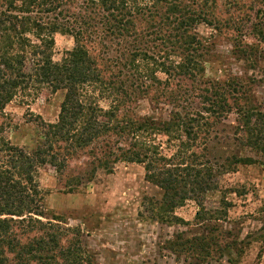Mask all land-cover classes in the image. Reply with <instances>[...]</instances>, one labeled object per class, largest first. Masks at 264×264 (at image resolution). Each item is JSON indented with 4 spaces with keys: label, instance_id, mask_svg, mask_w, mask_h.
Listing matches in <instances>:
<instances>
[{
    "label": "rangeland",
    "instance_id": "1",
    "mask_svg": "<svg viewBox=\"0 0 264 264\" xmlns=\"http://www.w3.org/2000/svg\"><path fill=\"white\" fill-rule=\"evenodd\" d=\"M193 1L202 5V15L209 13L207 22L196 25L201 70L195 77H168L145 60H180V50L161 40L158 26L151 27L159 18L135 22L127 55L138 68L118 66L138 116L157 124L178 113L193 117L175 128L182 135L156 132L146 138L163 159L149 160V169L121 160L107 172L94 164L98 153H67L65 145L54 143L65 167L47 163L35 173L43 221L61 227L66 247L83 251L79 264H264V0ZM54 39L52 56L59 62L76 40L68 33ZM88 48L96 55L101 45ZM122 52L115 45L110 55L117 59ZM101 65L112 78L107 69L113 66L106 60ZM64 98L65 90L46 85L17 95L0 115L5 137L33 152L45 141L46 124L57 122ZM112 100L100 104L108 108ZM199 170L206 181L201 185L211 187L202 194L197 182L184 185ZM168 176L178 179L174 191L162 180ZM183 190V204L171 206Z\"/></svg>",
    "mask_w": 264,
    "mask_h": 264
},
{
    "label": "trees",
    "instance_id": "2",
    "mask_svg": "<svg viewBox=\"0 0 264 264\" xmlns=\"http://www.w3.org/2000/svg\"><path fill=\"white\" fill-rule=\"evenodd\" d=\"M192 1L86 0L81 4L77 0H0V115L9 102L29 89L46 85L55 91L65 90L57 122L46 124L45 141L33 152L12 145L0 123V154L7 157L5 162L0 159V264L81 263L83 251L66 247L61 227L42 218V193L35 173L47 163L58 170L65 167L58 161L54 143L59 149L65 145L67 153L76 149L98 153L94 164L107 172L121 160L143 163L149 169V160L153 163L163 157L146 138L156 132L176 136L181 134L176 127L193 120L188 114L178 113L171 121L157 124L153 118L138 116L129 103L132 92L126 88L127 76L120 79L122 71L118 67L138 68L136 58L127 55L135 22L149 23L159 18L160 22L154 21L151 27L158 26L159 34L164 33L161 40L180 50V60L157 62L147 54L145 60H153L157 70L168 77H195L201 70L196 25L207 22L209 13L204 11L202 15V5ZM56 33H68L76 40L75 47L59 62L52 56ZM94 43L101 45L96 55L88 48ZM115 45L124 49L117 59L110 55ZM104 60L113 66L107 69L112 78L105 75V66L101 65ZM152 75L157 79L155 72ZM166 83L170 85V79ZM109 97L112 104L105 108L100 100ZM183 132L190 135L191 130ZM202 175L201 170L189 173L191 178L184 185L197 182L199 192H206L211 187L201 185L206 183ZM162 180H168L167 189L177 188L173 182L178 179L173 176ZM183 192L180 201L174 200L171 206L183 204L188 191ZM177 193L166 200H173Z\"/></svg>",
    "mask_w": 264,
    "mask_h": 264
}]
</instances>
